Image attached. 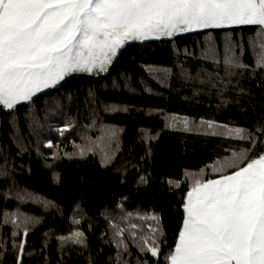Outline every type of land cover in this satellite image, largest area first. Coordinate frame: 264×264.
<instances>
[{"label": "trees", "instance_id": "16d2710c", "mask_svg": "<svg viewBox=\"0 0 264 264\" xmlns=\"http://www.w3.org/2000/svg\"><path fill=\"white\" fill-rule=\"evenodd\" d=\"M255 32L256 26L204 29L171 40L128 43L106 74L73 76L14 110L0 108V240L4 244L0 264H17L18 253L12 244L21 239L12 237L16 229L4 223V214L33 220L21 264H89L90 260L113 264L112 226L130 230L135 223L147 232L153 222L139 215L158 214L163 231L160 257L141 253L129 239L124 259L128 264H165L192 183L185 173L198 177L203 170V180L218 179L211 165L233 150L251 147L205 134L199 122L252 132L264 125V80L259 70L254 77L246 72L233 78L223 96L230 101L227 105L221 104L216 89L184 79L181 70L193 78L201 69L223 75L222 65L214 68L211 61L202 59V53L214 47L222 60L226 37L243 43V62L251 65L248 38ZM149 68L171 69L172 75L161 80L160 73ZM111 106L121 110H107ZM173 115L187 117L192 130L169 126ZM109 128L118 130L117 142L108 149L113 156L110 162H103L98 149L83 158H69L78 151L76 145L94 148ZM262 153L264 135L258 136L249 156ZM75 231L85 234L86 247L58 239Z\"/></svg>", "mask_w": 264, "mask_h": 264}, {"label": "snow or ice", "instance_id": "6c2138e0", "mask_svg": "<svg viewBox=\"0 0 264 264\" xmlns=\"http://www.w3.org/2000/svg\"><path fill=\"white\" fill-rule=\"evenodd\" d=\"M239 26H256L255 36L248 38L251 65L243 62V43L226 37L222 60L214 47L202 53V59L211 61L214 68L222 65L223 75L201 69L203 76L198 73L193 78L187 70H181L184 79H195L216 89L223 105L230 102L223 96L233 78L246 72L254 77L259 70L264 80V0H0V108L14 110L31 102L38 93L56 87L72 74L107 72L129 42L171 40L184 33ZM148 70L159 72L158 79L165 81L172 75L167 68ZM107 110L121 109L111 106ZM168 125L192 130L187 117L173 115ZM199 125L206 129L205 134L246 142L251 147L233 150L230 156L211 165L218 179L203 180V170L199 178L185 173L192 183L182 203L181 227L174 247L165 254V264H264V153L249 156L258 136L264 135V125L255 132L206 120ZM67 130L61 129V134ZM117 140V129H105L94 148L76 145L78 151L69 158H83L98 149L107 164L113 158L108 149ZM139 219L153 222L147 232L135 223L130 224V230L112 226V243L116 246L113 264H128L124 254L129 253V239L141 253L160 257V216L139 215ZM32 222L29 217L20 220L4 214V223L16 229L12 237L21 236L12 244L18 253L17 264H21L25 253L28 225ZM58 239L86 247L81 231ZM3 247L0 240V249Z\"/></svg>", "mask_w": 264, "mask_h": 264}, {"label": "rangeland", "instance_id": "374dc122", "mask_svg": "<svg viewBox=\"0 0 264 264\" xmlns=\"http://www.w3.org/2000/svg\"><path fill=\"white\" fill-rule=\"evenodd\" d=\"M133 42H139V41H133ZM129 43H132V42H129ZM109 69V68H108ZM84 74H86V73H75V74H72L71 76H68V77H66L64 80H66L67 78H70V77H73V76H82V75H84ZM104 74H106V72L105 73H100L99 75H91V76H94V77H97V76H100V75H104ZM86 75H88V74H86ZM63 80V81H64ZM63 81H61L60 83H62ZM59 85V84H58ZM57 85V86H58ZM52 89V88H51ZM48 90H50V89H46V90H44L43 92H45V91H48ZM42 93V92H41Z\"/></svg>", "mask_w": 264, "mask_h": 264}]
</instances>
